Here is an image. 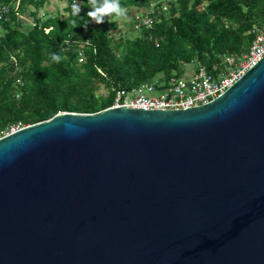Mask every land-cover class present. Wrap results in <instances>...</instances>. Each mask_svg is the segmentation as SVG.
I'll return each instance as SVG.
<instances>
[{"label":"water","instance_id":"obj_1","mask_svg":"<svg viewBox=\"0 0 264 264\" xmlns=\"http://www.w3.org/2000/svg\"><path fill=\"white\" fill-rule=\"evenodd\" d=\"M0 264H264V57L198 107L0 139Z\"/></svg>","mask_w":264,"mask_h":264},{"label":"trees","instance_id":"obj_2","mask_svg":"<svg viewBox=\"0 0 264 264\" xmlns=\"http://www.w3.org/2000/svg\"><path fill=\"white\" fill-rule=\"evenodd\" d=\"M46 1L0 0L9 7L0 21V134L62 112L98 114L112 106L114 89L155 78L167 83L185 76L187 66L213 72L225 56L245 53L253 30L264 25V0H120L126 12L153 6L150 28L133 29L132 18L125 31L114 15L101 24L92 21L89 0H79L78 15L72 11L76 0H61L64 14L39 16ZM26 14L34 25L21 18ZM149 37L159 40L157 48ZM84 42L89 45L79 62ZM53 53L59 62L51 59Z\"/></svg>","mask_w":264,"mask_h":264},{"label":"built area","instance_id":"obj_3","mask_svg":"<svg viewBox=\"0 0 264 264\" xmlns=\"http://www.w3.org/2000/svg\"><path fill=\"white\" fill-rule=\"evenodd\" d=\"M153 7V6H152ZM152 7L150 10H139L133 18V29L141 30L152 25ZM162 11L167 12L163 5ZM9 7L0 5V21L6 20ZM254 38L248 50L240 55H227L221 65H215L210 72L204 66L197 68L181 78H171L167 83L154 79L143 82L132 89L117 88L115 98L109 108H128L140 110H179L198 107L211 102L221 96L235 84L250 68L264 57V25L253 30ZM159 46L157 38L149 37ZM89 45L84 42L78 49V61L84 59L83 48ZM18 86H23L21 79L17 80ZM19 94L16 95V99ZM25 126L16 124L10 126L0 134V139L16 133Z\"/></svg>","mask_w":264,"mask_h":264},{"label":"clouds","instance_id":"obj_4","mask_svg":"<svg viewBox=\"0 0 264 264\" xmlns=\"http://www.w3.org/2000/svg\"><path fill=\"white\" fill-rule=\"evenodd\" d=\"M91 10L87 12V16L96 24L104 22L105 16L121 17L125 14V9L121 6L120 0H89ZM73 15H78L81 8L77 4L72 6ZM74 26H78L76 21H73ZM51 59L54 62H59L61 57L55 53L51 54Z\"/></svg>","mask_w":264,"mask_h":264},{"label":"rangeland","instance_id":"obj_5","mask_svg":"<svg viewBox=\"0 0 264 264\" xmlns=\"http://www.w3.org/2000/svg\"><path fill=\"white\" fill-rule=\"evenodd\" d=\"M18 2L15 3V5H17ZM76 4L80 6V1L76 0ZM66 7V3L64 1L61 0H47L44 7H42L39 11H38V15L39 16H43L44 14H55V13H59V14H64V9ZM31 9V8H30ZM32 10V9H31ZM139 10L137 9H133L129 12L125 11V14L121 17H115V19L118 21L119 25H120V29L119 31H125L126 30V25L130 24L132 21V16H134L136 13H138ZM21 18L23 20H25L27 22V25L32 26L34 25V21L33 18L29 15H22ZM195 70V68H193L192 66H187V70L185 72L184 75H186L187 73H191ZM156 80H158L159 82H163L160 78H155ZM99 93L101 94H105V90L103 88H101L99 90Z\"/></svg>","mask_w":264,"mask_h":264},{"label":"crops","instance_id":"obj_6","mask_svg":"<svg viewBox=\"0 0 264 264\" xmlns=\"http://www.w3.org/2000/svg\"><path fill=\"white\" fill-rule=\"evenodd\" d=\"M188 74H190V73H187L186 75H188ZM152 80H154V79H152ZM152 80H150V81H152ZM147 82H149V81H147ZM163 83H166V82H163Z\"/></svg>","mask_w":264,"mask_h":264}]
</instances>
